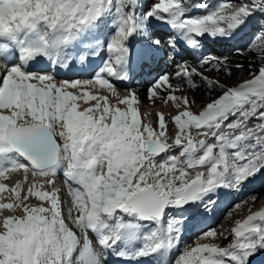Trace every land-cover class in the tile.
<instances>
[{
    "label": "snow or ice",
    "instance_id": "1",
    "mask_svg": "<svg viewBox=\"0 0 264 264\" xmlns=\"http://www.w3.org/2000/svg\"><path fill=\"white\" fill-rule=\"evenodd\" d=\"M192 9L204 11L190 15ZM257 13L264 15V0L212 6L207 0L146 6L144 0H0V194H11V202L0 199V264H108L110 257L127 264H251L264 252L261 207L236 219L225 230L229 235L204 231L171 259L188 217L169 212L185 205L209 211L218 189L238 190L264 170V24L247 45L258 70L233 86L205 74L231 76L226 58L209 54L190 63L169 54L175 70L158 76L147 93L176 108L171 143L163 113L156 127L142 122L138 95L129 90L119 97L112 83L133 70L130 37L160 47L149 34L153 21L173 30L167 46L175 53L180 42L194 49L205 36L229 38ZM106 15L114 31L105 44L97 29ZM97 57L102 62L91 78L56 79L74 65L91 67ZM194 77L220 90L198 112L186 95H176ZM97 86L117 103L84 90ZM81 100L95 103L78 110ZM253 119L258 122L250 126ZM173 149L179 154L168 155ZM60 169L70 182L67 218L56 190L46 187ZM21 171L24 180L11 188L2 182ZM29 173L33 179L22 195ZM32 197L38 203H30ZM221 236L231 237L226 246L216 242Z\"/></svg>",
    "mask_w": 264,
    "mask_h": 264
},
{
    "label": "bare ground",
    "instance_id": "2",
    "mask_svg": "<svg viewBox=\"0 0 264 264\" xmlns=\"http://www.w3.org/2000/svg\"><path fill=\"white\" fill-rule=\"evenodd\" d=\"M226 1V0H225ZM208 2V0H207ZM150 3V0H144L145 6ZM203 9H192L189 13L190 15H197L202 14ZM103 23L100 24L99 28L97 29V38L100 39L103 43H107L108 37L114 31L112 25V16L106 15L102 18ZM107 22V26L105 25ZM105 25V27H104ZM168 28L167 33L164 32V29ZM149 34L153 39H159L161 41V45L159 48H150L146 43L145 39L140 36L132 37L130 40V49L137 54L136 62L134 63L133 70L130 72V81L127 83L122 82L119 79H112V83L116 88V92L119 97H123L127 95L129 90L134 91L139 97V105H138V115L142 122L148 123L151 122L153 127L157 126V113H163L165 120L168 121V132L170 134H174L175 126L171 123V117L176 114V108L172 104L171 101L165 103L161 99H156L151 101L148 99L147 89L149 85L160 75L164 72H172L175 69L172 67L171 63L169 62V54L171 53L174 55L175 60L179 61L181 59L188 60L190 63H195L201 57L208 56L209 54L220 58L221 60L227 59V68L231 69L232 75L228 76L224 71L217 72L215 70L208 71L205 74L208 75L210 78L218 79L220 83L233 86L240 83L243 79L249 78L248 71L251 70H258L260 61L256 57V52L252 51L249 52L247 50V46L243 47L242 44L239 43L240 39L243 37L246 32L241 29L236 31L232 36L234 37L233 41L225 40V38H220L221 41L218 43H213L210 41V38L207 36L201 38L200 46L198 48L189 49L183 42L177 44V51L172 53V49L167 46V40L170 35H174V32L171 28H169L166 24H163L159 21H153L152 26L149 30ZM237 42V43H236ZM234 45V47H232ZM232 48V49H230ZM241 49L242 55H238L236 49ZM186 50V51H185ZM147 53L146 60H140L139 56L141 53ZM100 57H97L95 61H98V64L102 62ZM163 61V62H162ZM259 61V63H257ZM255 63L257 65L255 66ZM144 65L143 67L141 65ZM237 64L240 65L237 68ZM215 67V66H214ZM221 68L225 67L224 65L220 66ZM35 71V68H33ZM148 72V73H147ZM93 73L87 74H73L72 76L65 77L62 74L57 75L56 79H88L91 78L90 75ZM173 84H176L177 81H173ZM71 91V89H69ZM84 90L90 91L92 94H99L105 95L109 97V101L111 104L115 105L117 103L116 95L112 94L110 90L101 89L99 86L97 88L87 87ZM218 88H212L205 82L201 81L199 77H194L193 81L190 83H186L184 85V91L177 92L176 95L184 96L186 95L189 99V107L192 111L198 112L200 108L205 105L206 103L210 102L211 99H214L219 94ZM163 95V93H161ZM95 103V101H88L84 102L83 100L78 101L79 108L78 110H83V108L89 107L91 104ZM102 103V102H101ZM124 107V105H119ZM174 136V135H173ZM171 143V140H170ZM176 152V151H175ZM168 155H178L177 153L172 152ZM164 158V154L161 155L160 159ZM3 163V161H0ZM13 174H19L21 178L24 177V173L21 172H13ZM194 174V173H193ZM19 177V176H17ZM19 177V178H20ZM50 179L54 180V184L51 186H46L48 190L54 188L59 197L63 196V188L69 187L68 181L63 175V170H57V173L54 177H49ZM24 179V178H23ZM29 181L32 180L31 173L28 174ZM43 180V178H38ZM72 187H76L75 184ZM229 191V192H228ZM235 192L234 195L230 194L231 192ZM229 190V189H218L215 193L216 203L212 206L211 210L205 211L202 207H184L183 212L190 210L188 213H191V216H187L188 219L185 221L183 230L180 235V243L179 245L170 253V258L174 259L175 255H178L179 249L184 246V244H189L192 238H195L198 234H200L199 229L206 223L212 222L223 214L225 210L228 208H243V207H235L237 201L242 200L244 195L251 191L255 199L249 200L250 203H254L258 201L262 196H264V170L256 175L255 179H251L249 181H245L242 186L238 190ZM210 196L212 194H209ZM209 197H205L207 200ZM264 203V197L261 199V202L252 207V209L256 210L258 207ZM188 206V205H185ZM247 206V205H246ZM249 206V205H248ZM221 207V209H220ZM199 208V210L197 209ZM244 209V208H243ZM198 211V214H197ZM63 213V208H62ZM184 213V214H186ZM184 214H178V212H173L171 215L174 216H184ZM186 216V215H185ZM229 221V220H228ZM196 226L197 228H195ZM199 227V228H198ZM211 227V229L216 227ZM190 228V229H189ZM185 229L187 234H185ZM189 229V231H187ZM195 230V231H194ZM208 228H205L204 231H207ZM218 231L224 232V228L219 227L217 228ZM185 234V235H184ZM225 236L227 234L225 233ZM90 239L92 240L95 246V236L90 233ZM220 240H224L223 236L219 238ZM189 242V243H188ZM259 256L258 258H260ZM113 258L110 257L108 264H115L113 262Z\"/></svg>",
    "mask_w": 264,
    "mask_h": 264
},
{
    "label": "rangeland",
    "instance_id": "3",
    "mask_svg": "<svg viewBox=\"0 0 264 264\" xmlns=\"http://www.w3.org/2000/svg\"><path fill=\"white\" fill-rule=\"evenodd\" d=\"M225 2H227V0ZM207 3L210 6H212L215 3H217V0H208ZM262 24H264V15H260L258 13L257 14H254L252 16V18H250V20L246 23V25L245 26H242L239 29V30L243 29L246 32V34H244L243 37L240 39L239 43L242 44L243 47H246L248 45V43L251 41V39H252L253 35L255 34V32H257L259 30V28H260V26ZM105 25L107 26V22H105ZM105 25H104V27H105ZM167 31H168V28L164 29V32L167 33ZM208 38H210V37H208ZM259 44H260V42L257 41V47H259ZM234 45L235 44H233L232 47H234ZM230 49H232V48H230ZM257 63H259V61ZM257 63H255V66L257 65ZM254 70H251V71H254ZM249 73H250V71H248V74H247L248 76H249ZM257 122L258 121H256L255 119H253L250 122V126L253 125V124H255V123H257ZM193 134H195V130L194 129H193ZM173 135L174 134H170L169 135V143H170V140L172 139ZM172 152L179 154V150L178 149H173L168 154H171ZM17 176L20 177L19 174L18 175L17 174H13V172L12 173H9V174H7V178L6 179H3L2 182H4L7 185L8 188H11L17 182L24 180L23 179L24 177L23 178H21V177L19 178ZM31 181L32 180L29 181V179H28V181L26 183H24L22 195L27 192V189H28ZM62 190H63V196L60 197V200H61V208H63V213L62 214L65 216V218H67V210H68V207H69V204H70V196H69V191H68L67 188L64 187ZM230 194L234 195L235 192L233 191ZM10 195L11 194L9 192L5 191L4 193L0 194V199H2L3 202H5V203L11 202L10 199H9ZM253 197H256V196H254L253 194H251V191H248L244 195V198H242V200L237 201V204H236V205H239V207H243L244 209L243 208L235 209L233 207L230 208V209L228 208L227 210H225L223 212V214L220 216V218H217L216 220L212 221L211 223L208 222V223L204 224L199 229V231H198V232L201 231L200 234H198L195 238H192V240L189 241L190 243L189 242L188 243L189 244H192L202 234V232H203V230H205V228H208V230L211 229V227H209V226L216 227V229L219 228V227H222V228H224V232H223L224 235H225V233L227 235H229L228 232L225 231V230L226 229H229L232 226L233 222L236 219H242L244 216H246L249 213L250 210L251 211H256V210L259 209V207H258V209L254 210V209H252V207L256 206L258 204V202L260 203L261 202V199L264 196H262V198H260L258 201L249 204L248 203L249 200H253ZM29 202L30 203H33V204L38 203V201L36 200L35 197H32ZM189 206L190 205L184 206V207H189ZM197 209L199 210V208H197ZM220 209H221V207H220ZM189 211L190 210L184 211L183 214L186 213V212H189ZM169 212L170 213H173V212H176L177 213L178 212V214H181V213H179L180 212V209H170ZM5 214H8L7 210H5ZM17 214H19V213H17ZM197 214H198V211H197ZM185 215H186V217L189 216V215L191 216V213H188V214L186 213V214H184V216ZM194 227L197 228L196 226H194ZM189 229L187 231H189ZM185 232H186V229H185ZM185 234H187V232ZM230 239H231V237L229 236V239L228 240H222V239L220 240V239H218L216 242L217 243H221L222 246H226L230 242ZM263 255H256L255 258H253L251 260V264H264V257L262 258L263 259V263H261V261H262L261 258H258L259 256H263Z\"/></svg>",
    "mask_w": 264,
    "mask_h": 264
}]
</instances>
